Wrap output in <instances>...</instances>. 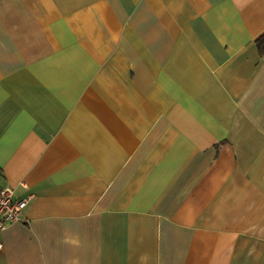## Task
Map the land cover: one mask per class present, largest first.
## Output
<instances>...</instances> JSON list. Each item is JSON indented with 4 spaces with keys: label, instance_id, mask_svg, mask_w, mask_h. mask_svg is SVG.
I'll use <instances>...</instances> for the list:
<instances>
[{
    "label": "crops",
    "instance_id": "0c3cea01",
    "mask_svg": "<svg viewBox=\"0 0 264 264\" xmlns=\"http://www.w3.org/2000/svg\"><path fill=\"white\" fill-rule=\"evenodd\" d=\"M264 0H0V264H264Z\"/></svg>",
    "mask_w": 264,
    "mask_h": 264
},
{
    "label": "built area",
    "instance_id": "2783aa9c",
    "mask_svg": "<svg viewBox=\"0 0 264 264\" xmlns=\"http://www.w3.org/2000/svg\"><path fill=\"white\" fill-rule=\"evenodd\" d=\"M28 200L29 197L15 198L13 189L10 186H0V232L9 222L20 218ZM1 247L2 243L0 241Z\"/></svg>",
    "mask_w": 264,
    "mask_h": 264
},
{
    "label": "trees",
    "instance_id": "16d2710c",
    "mask_svg": "<svg viewBox=\"0 0 264 264\" xmlns=\"http://www.w3.org/2000/svg\"><path fill=\"white\" fill-rule=\"evenodd\" d=\"M258 51L262 53L264 50V33L256 41Z\"/></svg>",
    "mask_w": 264,
    "mask_h": 264
}]
</instances>
